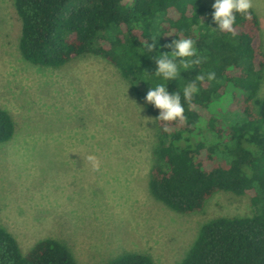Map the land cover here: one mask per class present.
I'll use <instances>...</instances> for the list:
<instances>
[{
    "label": "trees",
    "instance_id": "obj_1",
    "mask_svg": "<svg viewBox=\"0 0 264 264\" xmlns=\"http://www.w3.org/2000/svg\"><path fill=\"white\" fill-rule=\"evenodd\" d=\"M27 62L60 69L86 56L115 66L146 103L158 136L155 199L188 215L218 192L261 206L205 223L179 264H264V47L256 11L204 0H14ZM16 133L0 108V144ZM0 264H79L43 239L24 255L0 226ZM108 264H155L126 253Z\"/></svg>",
    "mask_w": 264,
    "mask_h": 264
},
{
    "label": "rangeland",
    "instance_id": "obj_2",
    "mask_svg": "<svg viewBox=\"0 0 264 264\" xmlns=\"http://www.w3.org/2000/svg\"><path fill=\"white\" fill-rule=\"evenodd\" d=\"M204 2L252 7L264 47V0ZM21 31L14 0H0V108L16 126L0 144V226L24 255L50 238L79 264H108L126 253L179 264L208 221L260 211L227 192L188 215L155 199L149 173L158 128L131 84L95 56L60 69L33 65L19 51Z\"/></svg>",
    "mask_w": 264,
    "mask_h": 264
}]
</instances>
